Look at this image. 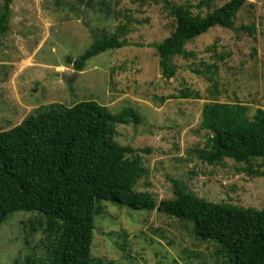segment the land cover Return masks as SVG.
Here are the masks:
<instances>
[{
	"label": "rangeland",
	"instance_id": "rangeland-1",
	"mask_svg": "<svg viewBox=\"0 0 264 264\" xmlns=\"http://www.w3.org/2000/svg\"><path fill=\"white\" fill-rule=\"evenodd\" d=\"M165 0H12L9 29L0 34V131L53 103L94 100L111 113L132 106L138 124H118L114 141L140 153L146 169L136 190L157 200L173 196L169 178L196 197L243 207L264 206V176L249 175L230 159L208 165L194 153L210 132L200 129L205 102L241 103L251 117L264 109V0H248L233 27L215 26L186 43L193 57L172 58L175 75L166 78L147 44L173 30ZM190 4L205 15L228 0H166ZM124 25L128 45L88 60L80 71L66 57L80 55L94 35ZM249 28V29H248ZM215 65L216 69L211 68ZM77 71V73H76ZM200 98L173 97L181 90ZM254 167L264 172V162ZM94 217L91 255L104 264H225L210 240L196 239L191 224L158 211L130 209L104 201ZM35 211H15L0 225V264L44 255L45 239Z\"/></svg>",
	"mask_w": 264,
	"mask_h": 264
},
{
	"label": "trees",
	"instance_id": "trees-1",
	"mask_svg": "<svg viewBox=\"0 0 264 264\" xmlns=\"http://www.w3.org/2000/svg\"><path fill=\"white\" fill-rule=\"evenodd\" d=\"M246 1L228 0L201 15L190 11V4L165 0L173 30L163 40L147 44L158 56L162 75H175L173 57H193L186 43L215 26L231 29ZM11 2L0 0V34L9 29ZM54 3L60 5V0ZM196 5L212 8L211 0ZM125 28L94 35L80 55L68 56L66 62L80 71L100 53L128 45L121 37ZM180 92L173 97L200 98L196 91ZM140 122L141 115L132 106L111 113L94 100H82L41 107L0 131V225L12 212L35 211L43 217L45 239L44 255L16 258L11 264H104L91 255L94 217L103 212L104 201L190 223L193 236L214 242V253L225 264H264V206L257 209L201 199L176 178H169L173 196L167 199L157 200L149 191L136 190L146 174L140 153L149 150L120 145L114 135L118 124ZM199 127L210 132L204 145L193 150L202 162L216 165L230 159L243 163L249 175L264 176L253 165L257 159L264 162L263 108L250 117L246 104L205 102Z\"/></svg>",
	"mask_w": 264,
	"mask_h": 264
},
{
	"label": "water",
	"instance_id": "water-1",
	"mask_svg": "<svg viewBox=\"0 0 264 264\" xmlns=\"http://www.w3.org/2000/svg\"><path fill=\"white\" fill-rule=\"evenodd\" d=\"M76 73H77V71H76Z\"/></svg>",
	"mask_w": 264,
	"mask_h": 264
}]
</instances>
